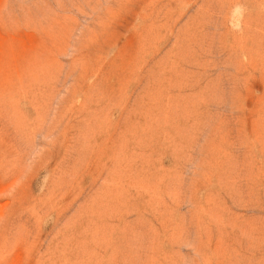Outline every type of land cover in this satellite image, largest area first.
<instances>
[{"label": "rangeland", "instance_id": "rangeland-1", "mask_svg": "<svg viewBox=\"0 0 264 264\" xmlns=\"http://www.w3.org/2000/svg\"><path fill=\"white\" fill-rule=\"evenodd\" d=\"M0 264H264V0H0Z\"/></svg>", "mask_w": 264, "mask_h": 264}]
</instances>
